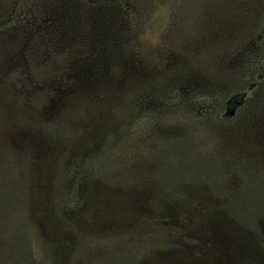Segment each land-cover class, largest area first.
Instances as JSON below:
<instances>
[{
    "label": "rangeland",
    "instance_id": "obj_1",
    "mask_svg": "<svg viewBox=\"0 0 264 264\" xmlns=\"http://www.w3.org/2000/svg\"><path fill=\"white\" fill-rule=\"evenodd\" d=\"M0 264H264V0H0Z\"/></svg>",
    "mask_w": 264,
    "mask_h": 264
},
{
    "label": "trees",
    "instance_id": "obj_2",
    "mask_svg": "<svg viewBox=\"0 0 264 264\" xmlns=\"http://www.w3.org/2000/svg\"><path fill=\"white\" fill-rule=\"evenodd\" d=\"M245 111H246V108L244 109V107L239 106V108L234 113L233 119L234 120H236V119L238 120V119L242 118V116H243L242 114H243V112L245 113Z\"/></svg>",
    "mask_w": 264,
    "mask_h": 264
}]
</instances>
